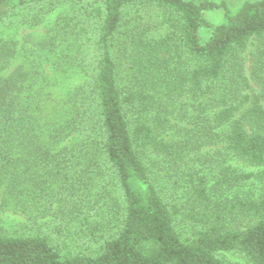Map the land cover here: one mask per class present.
Returning <instances> with one entry per match:
<instances>
[{"label": "trees", "instance_id": "trees-1", "mask_svg": "<svg viewBox=\"0 0 264 264\" xmlns=\"http://www.w3.org/2000/svg\"><path fill=\"white\" fill-rule=\"evenodd\" d=\"M42 1L0 0V25ZM73 1L98 7L80 19L59 20L83 40L77 65L85 76L62 122L46 120L41 91L22 66L0 76V184L6 182L11 193L31 184L27 224L20 233L0 229V264H239L223 257L231 252L248 264H264V193L232 194L249 180L264 182V171L246 173L227 162L264 166V0L236 9L208 1ZM137 5L162 9L166 32L154 41L137 37L130 43L120 88L110 45L124 10ZM216 10L223 18L212 24L204 15ZM251 41L263 45L253 73L256 89L239 62ZM15 47L0 45V70ZM186 97L210 103L214 112L207 122L224 131V147L213 184L189 180L188 202L177 205L155 184L162 163L138 153L151 151L169 168L179 166L183 154L161 137L169 126L164 104ZM72 136L76 143L60 147ZM97 176L111 187L117 215L109 225L97 221L80 230L89 248L72 251L60 231L53 236L38 220L57 208L62 216L82 215L95 202L90 182ZM179 220L188 228L186 237L177 231Z\"/></svg>", "mask_w": 264, "mask_h": 264}, {"label": "rangeland", "instance_id": "rangeland-1", "mask_svg": "<svg viewBox=\"0 0 264 264\" xmlns=\"http://www.w3.org/2000/svg\"><path fill=\"white\" fill-rule=\"evenodd\" d=\"M187 1L194 3L208 1L216 4L224 2L231 9H236L246 1L255 0ZM97 7L98 5L92 2L44 0L40 4L20 8L18 14L0 25V45L10 42L16 44V54L8 67L0 70V76L22 66L34 81V88L41 91V105H43L41 110L46 120L50 118L51 121L55 119L57 122H62L64 111L69 108V99L85 80L83 72L77 65L84 53L83 40L76 31L66 30L60 25L59 20L64 16L80 19L85 11ZM34 14L38 16L36 20L32 18ZM204 16L212 24L220 23L223 18L219 10L207 12ZM165 32V14L159 7L137 5L124 10L119 31L110 45L111 55L117 67V85L120 88L124 85L130 43L137 37L154 41L161 38ZM262 47L263 45L258 41H251L245 51L239 54V62L244 66V72L254 89L256 86L253 73ZM164 110L169 126L162 134V140L181 151L183 161L172 169L161 157L151 151L140 152L138 155L145 161L157 160L162 163L163 170L154 177L155 184L165 199L183 205L188 202L191 194L192 186L189 180L194 185L200 179H204L207 185L213 184L220 159L219 154L224 147L222 142L224 131L209 128L207 120L214 109L207 100L193 101L186 97L165 103ZM76 142L77 138L72 136L60 147ZM227 162L246 173L264 171V166L259 169L250 168L235 158H228ZM103 178L97 176L90 182L91 195L94 196L95 202L88 203L87 208L82 209V215L62 216L57 208L52 216L38 220L40 228L52 232L53 236L60 231L61 242H65L70 250L86 251L89 247L81 240L79 231L97 221L108 224V221L117 215V199ZM247 182L244 186L233 190L232 194L257 197L264 193V182L255 180ZM30 189L31 184L27 182L24 188H18L16 193H11L6 182L0 184L1 230L10 234L20 233L23 225L27 224L24 210L31 202V194H28ZM20 190L22 191L18 193ZM176 228L182 237L188 235V228L181 220L177 222ZM223 257L229 262L248 264L238 253H225Z\"/></svg>", "mask_w": 264, "mask_h": 264}]
</instances>
